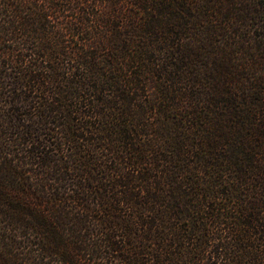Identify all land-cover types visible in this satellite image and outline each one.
Here are the masks:
<instances>
[{
	"label": "trees",
	"instance_id": "16d2710c",
	"mask_svg": "<svg viewBox=\"0 0 264 264\" xmlns=\"http://www.w3.org/2000/svg\"><path fill=\"white\" fill-rule=\"evenodd\" d=\"M0 264H264V0H0Z\"/></svg>",
	"mask_w": 264,
	"mask_h": 264
}]
</instances>
